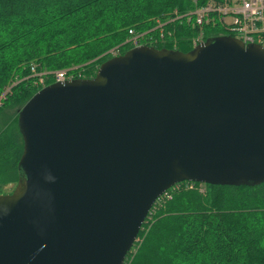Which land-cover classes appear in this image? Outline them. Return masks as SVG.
Here are the masks:
<instances>
[{"label":"water","instance_id":"water-1","mask_svg":"<svg viewBox=\"0 0 264 264\" xmlns=\"http://www.w3.org/2000/svg\"><path fill=\"white\" fill-rule=\"evenodd\" d=\"M17 126L0 264H124L173 186L264 183V47L213 35L187 53L130 48L36 91Z\"/></svg>","mask_w":264,"mask_h":264},{"label":"trees","instance_id":"trees-1","mask_svg":"<svg viewBox=\"0 0 264 264\" xmlns=\"http://www.w3.org/2000/svg\"><path fill=\"white\" fill-rule=\"evenodd\" d=\"M206 1L0 0V96L9 89L0 105V188L18 180L23 145L17 113L38 91L28 79L30 63L50 70L76 66V77L91 78L110 57L101 55L120 46L128 30L158 40L155 48L187 53L196 29L169 22L160 41L155 20ZM203 32L204 40L221 33L217 28ZM128 49L124 44L119 54ZM5 110L14 115L6 116ZM165 195L145 218L124 264H264V183L230 187L181 182Z\"/></svg>","mask_w":264,"mask_h":264},{"label":"built area","instance_id":"built-area-1","mask_svg":"<svg viewBox=\"0 0 264 264\" xmlns=\"http://www.w3.org/2000/svg\"><path fill=\"white\" fill-rule=\"evenodd\" d=\"M155 21L153 29L158 32L160 41L164 38V26L169 22L180 21L196 29L197 34L190 39L193 47L204 41V28L212 30L217 28L221 31L218 35H230L245 45L258 44L264 47V0H207L204 4L196 6L186 13H178L175 9L169 18H160ZM128 36L125 43L130 48L142 45L153 47L159 42L152 37L145 39L146 33H135L132 30H128ZM119 53L120 49L111 51L109 55L117 56L120 55ZM29 66L28 79H32L31 86L38 90L50 84V81L57 83L79 78L69 74L67 70L39 73L36 72L35 64L30 63ZM8 91L9 89H6L5 93H1L0 105L1 99ZM178 188L179 184L172 187L174 190ZM186 188H191V185L187 184Z\"/></svg>","mask_w":264,"mask_h":264},{"label":"rangeland","instance_id":"rangeland-1","mask_svg":"<svg viewBox=\"0 0 264 264\" xmlns=\"http://www.w3.org/2000/svg\"><path fill=\"white\" fill-rule=\"evenodd\" d=\"M149 32V30L147 31ZM218 32V31H217ZM128 36V34H127ZM129 38V36L126 38V40ZM126 40L120 45V46H116V47H113L111 49H109V51H107L106 53H104L103 55L101 56H106V55H109L111 54V51H115V50H118L121 48V46H123L124 44H126ZM112 55H110L111 57ZM35 64V66H37V69H36V72H39V73H44V72H52V71H57V70H67V72L70 74H73L74 70H76L78 67L76 66H70V68H62V69H57V70H50L49 68L45 67V66H41L37 63H33ZM30 67V66H29ZM29 75H30V71H29ZM74 75V74H73ZM22 81H25L22 79H18V80H15L13 82V84L17 85L19 82H22ZM10 87V86H9ZM8 89V88H7ZM5 114L6 116H9V117H12L14 115V110H5ZM1 126V125H0ZM16 184V183H15ZM15 184H9V185H4L3 187L0 188V191L2 192V194H9L13 191L14 187H15ZM198 190H200L201 193H204L205 190L202 186H198ZM154 211H152V214H153ZM152 214L148 217V219L151 220V217H152ZM150 222V221H149Z\"/></svg>","mask_w":264,"mask_h":264},{"label":"bare ground","instance_id":"bare-ground-1","mask_svg":"<svg viewBox=\"0 0 264 264\" xmlns=\"http://www.w3.org/2000/svg\"><path fill=\"white\" fill-rule=\"evenodd\" d=\"M40 90V89H39Z\"/></svg>","mask_w":264,"mask_h":264}]
</instances>
